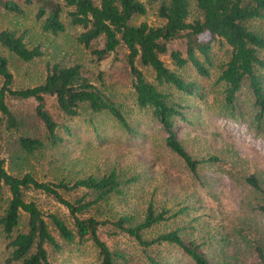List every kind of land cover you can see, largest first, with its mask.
Returning <instances> with one entry per match:
<instances>
[{
  "label": "rangeland",
  "instance_id": "374dc122",
  "mask_svg": "<svg viewBox=\"0 0 264 264\" xmlns=\"http://www.w3.org/2000/svg\"><path fill=\"white\" fill-rule=\"evenodd\" d=\"M15 1L23 11L16 13L0 6V29L16 30L23 35L27 46H38L41 53L31 60H23L0 44V53L7 58L12 74V80L7 86L15 89L40 83L48 65L53 63H79L82 72L96 85L104 87V91L118 102L132 129L127 131L110 112H92L85 104L78 108L79 113L74 116H60L53 96H47L46 106L61 123L58 131L62 140L53 145L45 139L44 146L27 152L19 145V135L45 136L43 123L35 115L36 101L12 96L0 77L3 102L18 119V124H11L7 114L0 109V154L5 169L16 175L30 172L38 181L48 182H72L89 174L102 176L115 169L119 178L129 179L121 185V193L113 194L107 201H93L82 215L92 214L99 219L110 220L125 216L129 222L134 223L144 216L151 200L157 210L164 207L169 209L168 213L176 214L154 224L145 231L144 236L151 238L160 231L181 227L180 232L186 240L195 239L201 243V250L212 264H264L254 247L257 243L264 251V226L240 224L231 231H225L215 199V177L232 167L230 146L225 137L215 130L217 124L222 120L232 123L243 120L257 132H264V122L256 124L254 120L253 97L247 87L239 92L240 107L234 113L227 112L222 106V85L215 78L219 67L227 60V45H213L212 62H206L209 76L199 75L190 62L183 67H176L169 53L162 55L169 67L176 69L186 79L200 80L206 91L201 98L176 90L173 94L175 99L188 104L184 109L185 118L179 117L175 126L182 144L195 157L216 155L221 159L219 162H201L195 174L180 156L165 145L164 132L152 117L150 109L136 104L125 46L120 44L114 51L98 58L91 48L101 47L103 37L92 40L90 47L78 40L83 27L70 20L68 11L73 6L65 4L64 0H52L59 3L60 18L64 23L62 30L53 33L43 26L45 15H37L38 6L44 0ZM157 5V2L147 3L146 12L135 15L133 22L145 21L153 26L163 23L164 19L157 14ZM178 44L179 41H175L171 46ZM137 64L145 76L153 80V72ZM236 182L245 184L255 192L252 204L258 209L257 215H264V211L258 207L264 203V195L248 184L243 175ZM57 190L71 202L86 191L84 188ZM9 195L8 187L4 185V200ZM201 196H204L207 203L201 200ZM93 197L89 194L86 198ZM24 199L35 201L44 213L58 212L66 214L69 219L67 214L70 212L66 205L40 188L26 190ZM4 200L0 203L1 207ZM27 215L24 209H20L19 222L12 230V235L26 229ZM49 227L57 235L51 223ZM1 228L0 225V264H20L19 261L9 259V237ZM98 233L110 249L126 255L124 260L117 258L119 262L153 264L148 262L140 244L133 237L119 231L111 222L101 224ZM57 238L62 244L59 250L46 244L54 264H100L97 246L91 239L79 241L75 237L72 241H62ZM150 247L153 250L159 248L163 264H194L189 256L174 245L165 243Z\"/></svg>",
  "mask_w": 264,
  "mask_h": 264
},
{
  "label": "trees",
  "instance_id": "16d2710c",
  "mask_svg": "<svg viewBox=\"0 0 264 264\" xmlns=\"http://www.w3.org/2000/svg\"><path fill=\"white\" fill-rule=\"evenodd\" d=\"M32 0H26L31 2ZM73 6L68 11L70 20L79 24L83 30L78 40L86 47L91 41L103 37L101 47H92L91 51L98 58L104 57L120 44L127 48V62L132 74V87L135 102L141 108L150 109L152 117L158 121L164 132V143L180 156L193 173L201 162L221 161L216 155L207 157L193 156L177 136L176 120L185 118L184 109L188 104L174 98V90L187 95L203 97L206 93L198 79H186L176 69L169 67L162 55L169 53L176 67L191 63L201 76H209L210 70L206 62H212V47L215 43L226 44L227 60L221 64L215 81L221 83L222 106L227 112L234 113L240 107L239 92L247 87L252 93L254 120L256 124L264 122V0H64ZM157 2V14L164 22L153 26L145 21L133 22L134 16L146 12V4ZM0 6L7 11L20 13L22 7L15 0H0ZM193 11V12H192ZM195 11V13H194ZM61 7L52 0H44L38 6L37 15H45L43 26L56 33L64 28L60 18ZM175 41L178 45L171 46ZM0 44L9 52L23 60H31L41 51L38 46L29 47L22 34L14 29H0ZM137 62L148 67L154 74L153 80L148 79L138 67ZM0 77L10 94L17 98L34 99L36 117L42 121L44 138L39 135L21 134L19 145L27 152L44 146L46 139L50 144L62 140L58 128L61 124L46 106V97L53 96L60 116L71 117L79 113L78 108L85 104L90 111L106 110L110 112L127 130L132 127L112 95L96 85L82 72L81 65L53 63L48 65L42 82L21 88L11 89L7 86L12 80L7 58L0 53ZM155 80V81H154ZM1 93V91H0ZM0 109L7 114L11 124H18V119L11 114L0 94ZM240 111V109L238 110ZM2 116L0 115V124ZM1 140V132H0ZM1 146V141H0ZM255 190L264 195V186L254 178H246ZM129 179H121L115 169L102 176L89 174L72 182L38 181L30 172L16 175L4 167V159L0 154V203L4 200V185L10 195L0 205L1 229L9 237L11 246L10 260L20 264H54L50 260L46 244L60 249L62 241H79L91 239L98 249L100 264H125L126 255L112 250L100 238L98 229L101 224L111 222L119 231L133 237L142 247L148 262L163 264V256L159 248L150 246L171 244L179 247L194 264H212L201 250V243L195 239L186 240L180 232L181 227H174L158 232L148 238L145 231L154 224L164 221L176 214L168 213L169 209H156L150 200L144 216L131 223L125 216L115 220L99 219L96 216L82 215L90 204L107 201L113 194L121 193V185ZM40 188L52 194L69 209L66 214L58 212L44 213L33 200H25L26 190ZM57 188L65 190L84 188L86 191L73 202L62 197ZM92 198H86L87 195ZM264 211V203L258 205ZM20 209L27 215L26 229L11 234L19 222ZM57 235L53 233L49 224ZM260 260L264 262V251L257 243L254 244Z\"/></svg>",
  "mask_w": 264,
  "mask_h": 264
},
{
  "label": "clouds",
  "instance_id": "9594fccd",
  "mask_svg": "<svg viewBox=\"0 0 264 264\" xmlns=\"http://www.w3.org/2000/svg\"><path fill=\"white\" fill-rule=\"evenodd\" d=\"M227 140L232 167L215 177V199L220 209V219L225 231L237 225L264 226V215H257L258 209L252 204L255 192L245 184L237 183L243 175L264 184V132H257L246 121L232 123L220 121L215 129ZM201 200L207 203L204 196Z\"/></svg>",
  "mask_w": 264,
  "mask_h": 264
}]
</instances>
